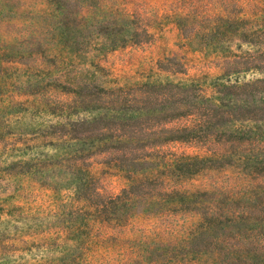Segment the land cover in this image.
<instances>
[{
	"label": "rangeland",
	"instance_id": "obj_1",
	"mask_svg": "<svg viewBox=\"0 0 264 264\" xmlns=\"http://www.w3.org/2000/svg\"><path fill=\"white\" fill-rule=\"evenodd\" d=\"M138 1L126 37L136 36L139 42L106 54L95 49L105 40L89 39L87 29L77 37L83 44L74 47H80L81 55L55 77L67 86L63 91H51L48 75L36 69L18 75L23 64L47 62L45 41L35 42L48 38L46 16L38 17V30L29 34H18L27 25L0 26V42L18 48L24 57L18 60L19 71L11 70V64L0 68V264H59L79 255L80 245L65 236L87 205L92 212L96 192L103 200L115 194L132 201L116 215L154 250L148 255L151 264H164L162 252L155 249L159 239L146 230L153 222L147 220L150 212H144L149 202L157 201L153 195L172 185L166 175L181 167L189 173L180 177L177 171L173 180L184 182L185 188L208 184L216 174L223 188L234 184L248 191L246 184L257 182L254 171L264 170V58L254 60L264 56V0H159L147 7ZM6 4L5 14H12L16 0ZM184 8L190 15L182 16L180 30L172 20ZM25 11L39 12L31 7ZM200 13L206 16L204 28ZM230 14L239 18L224 17ZM77 16L70 17L73 23L80 20ZM108 22H115L118 31L125 28L122 19ZM35 43L41 46V60L29 56ZM92 63L105 69L99 71ZM80 82L88 86L79 91L82 99L71 91ZM97 86L110 90L100 92L91 108H71L65 114L45 111L52 102H88L100 91ZM121 102L126 103L123 108L114 110ZM197 169L202 172L191 180ZM89 177L94 178L90 184ZM166 200L168 205L171 198ZM244 204L253 217H264L259 216L264 215V194ZM184 207L191 209V204ZM112 211L114 206L103 218ZM95 223L97 235L109 236V245L117 242L113 228L123 225L101 229ZM228 231L218 229L212 236ZM207 240L212 237L204 236L192 248L207 252L208 258L214 255L219 264L259 263L255 255L264 254L263 246L206 247ZM231 252L242 255L235 258Z\"/></svg>",
	"mask_w": 264,
	"mask_h": 264
},
{
	"label": "trees",
	"instance_id": "obj_2",
	"mask_svg": "<svg viewBox=\"0 0 264 264\" xmlns=\"http://www.w3.org/2000/svg\"><path fill=\"white\" fill-rule=\"evenodd\" d=\"M32 4L28 5L27 0H16L17 6L12 14H5V8L7 7V0H0V26H4L7 23H13L12 28L22 27L27 25V29L18 31V34H27L28 32H36L38 30L39 23L38 17L45 15V19L48 20V38H37L35 42L45 41L44 53L48 54L47 62L38 66H22L24 76L30 74V72L36 69L38 72H43L48 75L51 80V91H56L59 88L63 91L67 89V86L59 79L55 78L60 72H67L70 65L74 63V58H78L80 53V47L74 49L75 46L82 45L83 43L77 40V37L81 36L84 31L89 29V39L98 38L105 40L101 46H96L99 51H103L106 54L116 52L119 48H123L129 43H138V38L132 36L126 37V34L132 32V20L134 18L133 6L136 5L137 0H32ZM140 7L142 5L149 6L150 2L158 3L159 0H141L138 1ZM35 8L39 12L31 13L27 15L25 8ZM24 8V9H23ZM143 9V8H142ZM172 21L178 24L180 30L184 29L182 24V16H189L190 10L184 8L182 12H178ZM80 20H71L72 15H77ZM219 15V13L217 14ZM193 16L196 14L193 12ZM200 19V27L204 28L206 16L205 13H200L198 19ZM229 19L239 18L237 15L230 14V16L224 15ZM114 18L122 19L124 25L123 31H118L115 27L108 22ZM14 21H13V20ZM78 19V18H77ZM124 19V20H123ZM13 21V22H12ZM76 22H79L78 25ZM21 23V24H20ZM21 25V26H20ZM28 33V34H29ZM200 33V32H199ZM124 36L123 41L121 37ZM84 37V36H83ZM86 37V36H85ZM103 43V42H102ZM125 44V45H124ZM35 51L29 56L41 60L43 53L40 52L41 46L39 43H35ZM98 45V44H97ZM49 52V53H48ZM23 57V52L18 48L12 47L0 42V68L4 70V64H11V70L19 71L18 65H21L20 60ZM264 56H254V60L263 61ZM236 63L227 65L224 74L228 67H234ZM92 67L98 68L99 71L105 69L97 63H92ZM262 69L261 66H257ZM7 69V68H5ZM82 81V80H81ZM84 85V86H83ZM88 88L87 82L83 84L80 82L79 86L75 89H71L75 97L79 99L84 98L80 92L82 89ZM100 91H95L91 94L88 102L81 100L74 101L71 104H60L59 102H52L47 104L46 112L67 113L71 108H84L85 106L91 108L92 101L97 99L100 92L108 93L110 88L98 87ZM80 91V92H79ZM115 90H112L113 92ZM104 97V95H101ZM108 97V96H107ZM76 99V98H75ZM87 103V104H86ZM125 102L119 103L118 108L114 110H120L125 105ZM89 105V106H87ZM214 154H219L215 152ZM215 169H210L214 172ZM178 171V174L176 173ZM195 172V173H194ZM202 171L192 170L191 180L195 174ZM258 173L255 183L246 184L248 191L243 188H238L237 185L231 184L228 187L223 188L220 179L215 178L216 174L211 177V182L203 184L201 186L186 187L184 182H180L174 179V175L182 177V173L185 175L186 169L178 167L174 173L166 175L168 182L171 180L173 183L168 188H165L160 194H155L151 199H157L156 202H149V208L144 212L149 213L147 220L153 221L150 226L147 224V231L155 234L159 239L155 242L159 246L157 251H161L159 256L165 260L164 264H219L215 256L209 255L202 250H194L192 245L196 241H200L204 236L208 235L212 237V240H207L206 247H236L237 245L244 246H263L264 247V217H253L250 213V209L244 204V201L253 203L257 198L264 194V170H255ZM86 175L90 176L91 171L85 169ZM146 178L151 179L150 176ZM94 178L89 177V183L93 182ZM192 183V182H191ZM97 193V204L91 212V208L86 206L85 215L76 224L68 227V233L65 239L80 245V254L77 256H71L67 259L60 260L59 264H120L119 257H122L121 264H151L152 259L150 254H154V250H150V246L136 231L129 228L128 225L123 224L124 218L117 216L116 210L120 207L130 205L131 200L121 201L120 195L112 194L108 198L103 200V196ZM249 194V197L247 195ZM170 199L168 205L165 203ZM89 199H85V203ZM134 199L133 201H135ZM132 202V201H131ZM262 203V202H260ZM254 204V205H260ZM137 203H134V207ZM185 204H191V209L185 208ZM110 206H114V211L110 212L108 216L103 218V213L108 211ZM130 207V208H132ZM158 207V211L153 212L152 209ZM258 206L256 208H261ZM151 209V210H150ZM165 209V210H164ZM191 210V211H189ZM186 212L191 214L190 218L184 217ZM180 215V216H179ZM179 216L175 220V218ZM264 216V215H259ZM143 216H141L142 218ZM103 218V219H102ZM130 218H136L135 214H132ZM189 219V220H188ZM143 220V219H140ZM182 221V224L178 222ZM160 221V223H158ZM175 221L176 222L175 224ZM93 222H98V228L105 225L112 228L114 226H122L117 229L113 228L116 233L117 242L115 244H108L107 240L109 236L100 235L94 232L92 229ZM158 223V224H157ZM95 226L97 227L96 223ZM119 229V230H118ZM228 229V232L213 235L216 230ZM131 231L133 233H131ZM140 233H143L144 238L148 236L141 229ZM72 235V236H71ZM113 235V234H112ZM115 238V237H112ZM206 240V239H205ZM203 240V241H205ZM151 241L150 244H152ZM191 245V249L189 248ZM146 246L147 248H144ZM180 248V249H179ZM235 258H239L242 253L235 252L229 253ZM259 258V263L264 264V254L255 255V259ZM98 259V260H97ZM99 261V262H97Z\"/></svg>",
	"mask_w": 264,
	"mask_h": 264
}]
</instances>
